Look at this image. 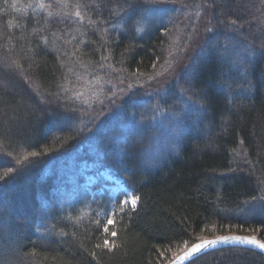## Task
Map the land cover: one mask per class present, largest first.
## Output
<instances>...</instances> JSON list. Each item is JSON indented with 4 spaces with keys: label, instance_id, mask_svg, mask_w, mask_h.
Returning <instances> with one entry per match:
<instances>
[{
    "label": "trees",
    "instance_id": "1",
    "mask_svg": "<svg viewBox=\"0 0 264 264\" xmlns=\"http://www.w3.org/2000/svg\"><path fill=\"white\" fill-rule=\"evenodd\" d=\"M43 2L52 6L0 0V175L18 173L0 181V256L11 264H168L231 228L264 238L256 231L264 229V0ZM77 3L84 18L72 22ZM197 7L208 11L209 29L181 67L183 57L166 54L169 33L179 20L195 30ZM170 64V83L140 89ZM57 94L73 97L74 110ZM133 117L142 129L129 148L119 133ZM34 151L42 155L17 164ZM95 157L140 198L135 208L117 198L107 234L109 197L77 190L80 164ZM105 239L115 247L104 248ZM190 264H264V254L225 247Z\"/></svg>",
    "mask_w": 264,
    "mask_h": 264
},
{
    "label": "rangeland",
    "instance_id": "2",
    "mask_svg": "<svg viewBox=\"0 0 264 264\" xmlns=\"http://www.w3.org/2000/svg\"><path fill=\"white\" fill-rule=\"evenodd\" d=\"M166 10L167 9H161L160 12H166ZM195 15L197 16V19L198 17L201 16V18L199 19L200 20L199 24L197 25L195 30L190 28L188 24L185 23L186 24L185 25L184 22H181L180 24V20H179V24L175 23V25H172L173 32L171 31L169 33V34L172 33V36H170V41L168 39V44H167L168 53L166 52V54H168V58L175 57L174 55L183 57L182 60L180 61V63H182L181 67H184L186 65V63L188 62L187 60L191 58L190 54L193 50V47L198 45V43L205 36V32H207V30L209 29L208 23L207 22L204 23V21H206L208 17V11L202 14L200 11V7H197V14ZM182 35L185 37L186 42L185 40L183 42L180 40ZM188 40L190 42H188ZM167 69L170 70L165 72L166 70L163 69L164 71H160L153 75L152 74L149 75L151 76L150 78L151 80L149 79L148 82L141 83L140 89L145 92H150L151 88L157 90L158 88L163 87L166 83H170L174 69L168 66ZM126 92H129V90H127ZM124 93L125 91L123 92V94ZM87 146H88V151H90L91 153L95 152V147L93 145L87 144ZM79 171L83 175V181L80 184V186H78L77 190L79 192H84L88 194L92 199H100L103 195H107L110 199V207L107 213L108 216L112 215V210L114 209V203L118 197H120L123 202L126 199H129L130 197L133 196L131 191H129L125 187L121 177L114 174L108 168L100 167V163L97 157H95V159L90 162L83 161L80 164ZM226 233L257 236L258 239L264 240V238L261 237L257 232L242 228H231L229 230H225L217 234L222 235ZM219 235H215V236H219ZM215 236H211V237H215ZM206 238H210V237H206Z\"/></svg>",
    "mask_w": 264,
    "mask_h": 264
},
{
    "label": "snow or ice",
    "instance_id": "3",
    "mask_svg": "<svg viewBox=\"0 0 264 264\" xmlns=\"http://www.w3.org/2000/svg\"><path fill=\"white\" fill-rule=\"evenodd\" d=\"M56 3L57 4H63L64 6H67L66 3H65V0H56ZM52 5L51 4H45L43 2V0H38V3H37V7L38 8H41V9H44V8H49L51 7ZM12 7H16V4L13 3ZM77 11H75L74 13V16L72 18V22H75V20L79 19V20H82L84 17L81 13V11L79 10L81 8V5L79 3H77L75 5ZM84 7H87V5H84ZM54 15H57V14H54L53 12H48V16L49 17H52ZM64 20H68V16L67 14H65ZM231 26L233 27V29L235 30H238V28L240 26H237L236 25V22L235 21H232L231 22ZM140 29H138L139 31ZM15 63V62H13ZM155 66V65H154ZM9 68H11V65L8 66ZM17 67H19V65H17ZM169 67H171V64L169 65ZM187 83H191L190 81H186ZM221 87H223V85H221ZM180 91L182 93H186L188 91H190V88L189 89H186V88H181ZM56 99L59 101V100H65L67 99V103H65L64 107L67 109V110H74V105L71 103V100L73 99V97H67L66 94L65 96H61L59 94L56 95ZM2 102V101H0ZM44 102H51V101H48L46 98H45V101ZM112 103H114V99L112 101H110ZM203 108V105L201 106ZM157 110H161L159 108H157ZM65 113H58L57 115H64ZM141 129H142V122H137L135 120V118H130V119H127V123L124 124L120 130V133H119V141L125 145H127L129 148L133 147L134 144L137 142L136 140H133L132 138L133 137H136L137 140L140 138V135H141ZM181 133H180V130L179 128H177L176 130V135L179 136ZM141 151H144V150H141ZM42 155V153L40 152H29L27 153V155L23 156L20 160L17 161V164L18 165H22L24 164L26 161L29 160V158L31 157H40ZM13 173H17V169L14 168V167H9L7 168L2 175H0V181H4V182H7L8 179H11L12 178V174ZM18 174V173H17ZM139 197L138 196H132L130 197L129 199H126L125 201H123V204H131L132 208H135L138 204V201H139ZM122 212L124 211L123 207H121L120 209ZM47 212V207H41V209L39 210V215H41V218H43V215ZM104 219L106 220V222L104 223L103 225V231L104 233H108L109 232V227H115V224H116V221L109 217L107 215V213H105V216H104ZM99 227V225H97ZM258 232H264V229H258L256 230ZM110 235L112 237H116L117 236V232L116 231H111ZM228 242H238L240 244H249V245H254L256 246L257 248H259L260 250L264 251V240H261V239H258L257 236H244V235H220V236H216L215 238L213 239H205L203 237L199 238L198 242L196 243H193L191 245V247H185L183 249V252H182V255H176V259L175 261L173 262V264H177L178 261H184V260H188L189 261V264H190V261L191 259H194L198 254H200L202 251L204 250H207L210 246H214V245H219V244H222V243H228ZM185 244H187L188 242L185 241L184 242ZM97 248H100L101 245H96ZM103 247L104 248H108L109 250H111L113 247H115V244L114 242H111L108 240V239H105L104 242H103ZM91 255L93 257H95L96 253L95 251H93L91 253ZM0 264H11V261L8 257H5V256H0Z\"/></svg>",
    "mask_w": 264,
    "mask_h": 264
},
{
    "label": "water",
    "instance_id": "4",
    "mask_svg": "<svg viewBox=\"0 0 264 264\" xmlns=\"http://www.w3.org/2000/svg\"><path fill=\"white\" fill-rule=\"evenodd\" d=\"M222 235H244V234H235V233H226V234H222ZM220 236V235H219ZM244 236H249V235H244ZM216 237V236H215ZM215 237H210V238H206V239H213ZM198 242V241H197ZM196 243V242H195ZM192 245V244H191ZM188 246V247H191ZM225 247H244V248H249V249H252V250H255L257 252H260L262 254H264V251L260 250L259 248H257L256 246L254 245H249V244H240L238 242H228V243H222V244H219V245H214V246H210L207 250H204L202 251L200 254H198L196 257L206 253V252H209V251H212V250H216V249H220V248H225ZM183 252V251H182ZM182 252H180L178 255H182ZM195 257V258H196ZM194 258V259H195ZM176 259V256L168 263V264H173V262L175 261ZM192 260V259H191ZM189 261L188 260H184V261H178L177 264H186L188 263Z\"/></svg>",
    "mask_w": 264,
    "mask_h": 264
}]
</instances>
